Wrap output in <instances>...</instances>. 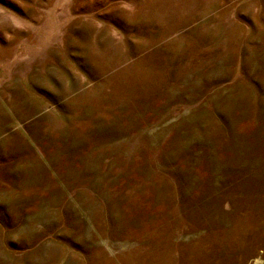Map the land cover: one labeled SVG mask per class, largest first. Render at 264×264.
Segmentation results:
<instances>
[{
	"label": "rangeland",
	"instance_id": "rangeland-1",
	"mask_svg": "<svg viewBox=\"0 0 264 264\" xmlns=\"http://www.w3.org/2000/svg\"><path fill=\"white\" fill-rule=\"evenodd\" d=\"M0 264H264V0H0Z\"/></svg>",
	"mask_w": 264,
	"mask_h": 264
}]
</instances>
